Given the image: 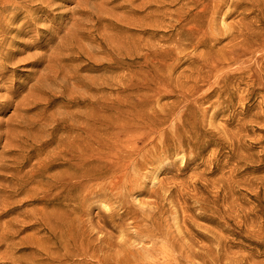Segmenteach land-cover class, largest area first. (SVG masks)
<instances>
[{
  "label": "rangeland",
  "instance_id": "1",
  "mask_svg": "<svg viewBox=\"0 0 264 264\" xmlns=\"http://www.w3.org/2000/svg\"><path fill=\"white\" fill-rule=\"evenodd\" d=\"M139 1L0 0V133L20 131L27 158L21 169L20 156L0 162V264H76L72 249L133 233L154 201L172 234L181 211L206 215L195 229L218 238L193 264H264V50L253 45L252 60L218 66L220 77L200 88L198 59L173 57L166 70L149 55L171 45L161 39L171 32L162 13L177 6L153 0L138 10ZM250 19L264 41V24ZM241 71L248 75L237 78ZM42 94L55 99L30 104ZM70 154L79 177L63 192L53 184ZM118 158L130 166L125 181L135 180L119 196L109 186Z\"/></svg>",
  "mask_w": 264,
  "mask_h": 264
},
{
  "label": "bare ground",
  "instance_id": "2",
  "mask_svg": "<svg viewBox=\"0 0 264 264\" xmlns=\"http://www.w3.org/2000/svg\"><path fill=\"white\" fill-rule=\"evenodd\" d=\"M152 2L153 0H140L137 9L141 10L145 5L151 7ZM171 2L177 8L172 11L166 10L162 13L165 17L170 16L168 24H170L171 32L163 33V37L161 38L164 39V42L171 45L158 51L152 50L151 53L149 52V55L155 58L153 60L156 61V64L163 66L166 70L175 67V59L173 57L178 59L181 55L186 56V62L191 64L194 63L191 60L198 59V65L194 69V72L197 75L196 81L198 79L200 82V88L208 84L210 79L218 76V72L216 71L218 66L235 65L239 62L252 60L251 52L253 45L258 47L255 52L262 53L264 50V41L260 39V36L255 38L256 33L252 28L254 22L250 19L252 15H255V22H258L260 26L264 24V20L259 16L264 0H172ZM235 15H237L238 20L228 26L222 24L224 20L236 17ZM172 20L173 23L171 22ZM254 28L256 29V27ZM261 35L262 37L264 36V34ZM222 41H226L227 43L217 48V45ZM198 49H201V51L197 52ZM168 61L171 62L168 63ZM235 74L237 78L248 75L247 72L243 71ZM230 78L233 79L235 77L232 76ZM225 81L226 79H223L221 83ZM195 87L198 88L196 85ZM210 95L202 94L201 99ZM54 99L42 94L34 98L30 104L34 107L50 105ZM17 109L18 105H16L15 111ZM101 110H98V112H101ZM9 119L6 122L7 127L9 126ZM11 128L17 129L20 127L13 126ZM54 130L55 127H52L50 136H53ZM20 133L18 131L14 137L9 136L7 131L0 133V145L2 148L0 162L9 158L18 162V159L14 158L15 156H20L22 157V161L19 169L27 162V158L21 150V145L24 142L20 139ZM82 133L86 135V129ZM2 137H5L3 144H1ZM77 137L81 139L80 143L85 150L88 147L86 136L82 137L80 134ZM116 139H119L118 135H116ZM49 141H52V138ZM75 143H77V140ZM76 158L77 156L70 154L69 162L64 161L62 163V165L67 166V170L53 184L54 188L62 187L63 192L70 191L74 179L79 177L75 173H70L71 170H76V166L71 163ZM120 159L118 158L113 162V167L116 171L113 175V181L109 184L110 188H117L119 190L118 196L122 193V190L128 193L131 192L135 184V180L125 181V174L130 166L128 164H121ZM78 166H81V163ZM136 166L137 162L132 166V170H135ZM0 167L3 168V166ZM54 167H57V165H51L48 169ZM8 169L9 167L4 168V170ZM57 200H60V198H55L50 202L56 204ZM148 208L145 211L137 213L133 221V233L123 234L122 239L113 243L110 238L104 235L100 237L98 234L93 241L90 240L87 244L81 242L78 247L72 249V251H80L79 255L82 256L76 264H92L94 261L87 259V257L94 258L95 264H193L191 261L193 258L204 259L200 249L205 248V251H213L211 244L215 243V240L218 238L217 234L207 230V233H210L208 235L195 229V227H198L197 220L207 219L205 214L185 215L186 213L181 211L179 221L183 225L180 226L181 230L177 234H172L167 231V220L162 218L161 207L158 203L154 201ZM61 216L65 215L61 214ZM59 219L57 224L63 223L67 225L63 217ZM56 225L54 228H56ZM195 238L204 239L209 245L205 247L200 246L199 249H196L197 243ZM4 240L5 238L1 235L0 246ZM38 240L40 241V239ZM106 241H109V243L99 245L93 251H90L92 242L102 244ZM105 249L110 251L108 255L104 252ZM200 264H208V262L204 260Z\"/></svg>",
  "mask_w": 264,
  "mask_h": 264
}]
</instances>
